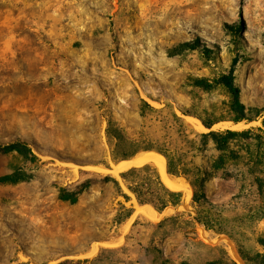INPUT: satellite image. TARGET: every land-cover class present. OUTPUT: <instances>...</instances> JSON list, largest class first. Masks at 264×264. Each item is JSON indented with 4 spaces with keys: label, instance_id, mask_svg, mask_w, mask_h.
I'll list each match as a JSON object with an SVG mask.
<instances>
[{
    "label": "rangeland",
    "instance_id": "1",
    "mask_svg": "<svg viewBox=\"0 0 264 264\" xmlns=\"http://www.w3.org/2000/svg\"><path fill=\"white\" fill-rule=\"evenodd\" d=\"M191 41L211 52L172 54ZM235 56L252 121L233 129L246 134L231 155L195 133L232 130L214 80ZM263 118L264 0H0V264H238L221 236L253 264L264 254ZM16 140L34 162L3 151ZM156 150L182 198L150 216L104 176L119 180L129 168L115 177L114 165ZM120 204L134 212L117 223Z\"/></svg>",
    "mask_w": 264,
    "mask_h": 264
},
{
    "label": "trees",
    "instance_id": "2",
    "mask_svg": "<svg viewBox=\"0 0 264 264\" xmlns=\"http://www.w3.org/2000/svg\"><path fill=\"white\" fill-rule=\"evenodd\" d=\"M232 32L237 34L239 33L240 28L237 25H232ZM182 49H198L202 53H210L211 50L207 48L204 44L199 43L198 41L185 42L179 45V48L172 50V54L176 55L182 51ZM238 63V57L235 56L230 63L229 69L225 74L220 75L214 81L223 86L228 95H229V110L231 112V118L229 119L233 123H239L241 121H252V118L246 116V110L244 104L240 100V90L234 83V71ZM202 125L210 130L212 125L215 122H205L201 120ZM261 124L264 127V118L261 120ZM246 132L234 131V130H221V131H208L207 133H195V136L200 138V144L205 146L208 142H211L218 152L225 153L230 152L231 155H234V152L230 149V143L236 137L245 135ZM5 153L14 152L17 157L21 158L26 162H34L36 157L31 152V149L28 145L22 140H16L12 143L4 145L2 147ZM159 154L163 155L167 160V173L169 175L176 176V174L171 170L170 163L167 159V156L160 150H156ZM236 157V156H233ZM222 160V156H219V161ZM221 163V162H219ZM108 168V166H105ZM216 168L217 166H212ZM120 181L116 178L109 176H104L105 180L111 181L114 186L118 189L119 195L124 199L125 202L129 201L127 194L123 193L121 188L122 185L134 196L136 203L139 206L148 205L151 206L157 213H161L168 208H178L181 204L182 194L181 192H176L170 190L164 185L156 168L151 164H145L138 167H131L128 170L119 174ZM19 178L7 179L5 181L15 182ZM258 182L261 183V179L256 178ZM202 187V186H201ZM78 193L70 192L67 189L60 190L59 199L64 202H69L71 204L76 203ZM193 201H197V196L194 193ZM134 209L132 206L126 208L120 204V209L116 215V222L122 223L128 220L133 214ZM264 221V217H263ZM260 245L264 249V236L259 241ZM253 264H264V254H256L252 260ZM180 264H189L185 261ZM207 264H234L229 258L224 262L222 261H211Z\"/></svg>",
    "mask_w": 264,
    "mask_h": 264
},
{
    "label": "bare ground",
    "instance_id": "3",
    "mask_svg": "<svg viewBox=\"0 0 264 264\" xmlns=\"http://www.w3.org/2000/svg\"><path fill=\"white\" fill-rule=\"evenodd\" d=\"M221 123H223V122H221ZM198 124L200 125L199 122H198ZM223 124L228 126V128H230L232 130L241 126V123L233 124L231 122H224ZM147 163L153 164L156 167V169H157V171H158V173L160 175V179L162 180V182L164 183V185L166 187H168L170 190H177L179 188V185H178L179 183L178 184L175 183L176 181L174 182L166 174L164 157L161 154L153 152V151H149V152H146V153H144L142 155H139L138 157L134 158L132 161L119 162L116 165H114V167L112 168V170H110V172H111V174L113 176L116 177V176H118L119 172H121L123 170H126V169H128L130 167L142 166V165H145ZM136 208H137V213L138 212H143V213H145V215H150V216L153 215V214H156V211L153 210L150 206H147V205H144V206L136 205ZM220 240L227 242L229 251H230L231 255L233 256V258L238 262V264H242V262L238 259L236 253L234 252L232 244L229 243L225 239H220Z\"/></svg>",
    "mask_w": 264,
    "mask_h": 264
},
{
    "label": "water",
    "instance_id": "4",
    "mask_svg": "<svg viewBox=\"0 0 264 264\" xmlns=\"http://www.w3.org/2000/svg\"><path fill=\"white\" fill-rule=\"evenodd\" d=\"M118 178H119V180H120V177L118 176ZM148 206V205H147ZM151 207V206H150ZM152 208V207H151ZM153 209V208H152ZM154 210V209H153ZM219 239H225V240H227L228 242H230L231 243V241L226 237V236H221V237H219ZM232 244V243H231ZM237 255V254H236Z\"/></svg>",
    "mask_w": 264,
    "mask_h": 264
}]
</instances>
